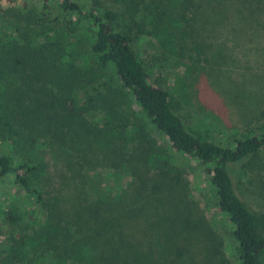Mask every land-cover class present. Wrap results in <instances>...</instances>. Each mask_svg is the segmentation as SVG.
<instances>
[{"label": "trees", "instance_id": "trees-1", "mask_svg": "<svg viewBox=\"0 0 264 264\" xmlns=\"http://www.w3.org/2000/svg\"><path fill=\"white\" fill-rule=\"evenodd\" d=\"M12 3L0 0V184L24 195L17 209L0 199V264H231L185 169L136 122L129 97L173 155L206 165L241 264H264V211L237 194L230 174L238 163L259 164L264 102L231 142L202 140L136 50L141 37L155 39L187 70L177 82L192 97L202 74L220 79L222 65L250 57L244 69L264 97V0ZM83 26L88 67L58 36L73 40ZM234 77L224 72L221 88L242 94L247 78ZM102 165L131 176L116 196L89 191L87 171Z\"/></svg>", "mask_w": 264, "mask_h": 264}, {"label": "rangeland", "instance_id": "rangeland-1", "mask_svg": "<svg viewBox=\"0 0 264 264\" xmlns=\"http://www.w3.org/2000/svg\"><path fill=\"white\" fill-rule=\"evenodd\" d=\"M79 2H88V0H77ZM61 0H50V4L56 9ZM13 8L21 9L25 6H40V0H13L10 5ZM58 15L56 12L53 17ZM86 24V21H83ZM88 33L85 27L76 32L73 40H68L66 33L60 31L59 38L66 45L69 54H76L83 59V67L90 65V54L87 51L86 38ZM227 41V45H231ZM81 47V49H80ZM136 50L139 58L142 60L150 73L151 82L161 85L170 94L174 95L181 104L178 112L188 129L200 137L202 140L215 141L219 143L231 142L243 129L256 123L257 110L260 104L264 102L263 95L257 94L258 85L252 84L255 78H249L248 71L245 70V60L251 61L250 57L241 59L240 65L224 64L221 67L220 79L214 73L212 76L201 75L195 87L196 92L193 97L189 95L184 83L178 84L177 80L187 73V70L180 65L168 52L153 38L148 36L138 39ZM78 53V54H77ZM86 62H88L86 64ZM224 72L232 73L236 76V81L247 79L246 90L242 94H234L233 86H225L227 90L221 88V75ZM97 77H99L97 75ZM226 78V77H225ZM233 79L232 77H228ZM235 87V86H234ZM263 91V89L259 90ZM130 108L135 112L136 122L138 119L144 124L150 137L154 139L158 147H162L166 154L165 157L186 171V178L189 181L190 196L199 204L204 212L208 222L213 230L220 235L224 243V253L231 261V264H241L239 254L235 243L230 234L231 225L226 217L220 214L216 209V202L209 183L205 175V166L198 162L184 160L181 157L173 155L166 146L165 138L157 134L156 130L147 121L145 116L139 111L131 97H129ZM131 110V111H132ZM92 120V115H86ZM138 125L129 129L134 133ZM131 133H129L131 135ZM135 141H133L134 143ZM259 164L254 163L246 167V162L238 163L230 167V174L234 180L237 194L244 199L251 207L256 210L264 211V152L258 157ZM262 164V165H261ZM89 191L93 196H116L131 181V176L126 169H114L111 166H97L87 171ZM24 193L18 189H7L5 184H0V199L7 200L17 209L22 204ZM65 205V203H64ZM37 207V205H34ZM42 216L41 213H38ZM7 231L6 225L0 220L1 231ZM4 239V238H3ZM1 242V240H0ZM1 247V243H0ZM52 264H55L54 262ZM57 264H71L70 262H59Z\"/></svg>", "mask_w": 264, "mask_h": 264}]
</instances>
